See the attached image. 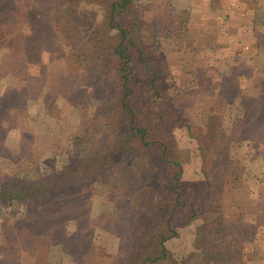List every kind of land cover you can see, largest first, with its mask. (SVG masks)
I'll return each mask as SVG.
<instances>
[{
  "label": "rangeland",
  "instance_id": "obj_1",
  "mask_svg": "<svg viewBox=\"0 0 264 264\" xmlns=\"http://www.w3.org/2000/svg\"><path fill=\"white\" fill-rule=\"evenodd\" d=\"M72 1L79 8L96 10L97 20L105 12L87 4L94 0ZM206 1L212 3L135 0L145 12L143 42L151 46V54L156 53L157 62H162L157 88L163 92L172 85L174 96L167 110L173 116L164 117V127L174 135L176 148L165 159H158L156 171L147 176L151 182L157 178L159 196L169 201L163 206L167 213L163 223L172 213L176 196L169 192L174 181L168 161L180 164L187 198L207 195L209 190L198 185L211 178V194L217 201L212 218L223 215L230 231L243 242L236 250L235 264H264V104L252 92L241 94L243 73L250 69L233 70L230 76L237 80L233 84L223 76L228 72L223 59H210L227 51L222 46L230 40L224 38L226 33L242 37L233 26L236 17L244 16L237 13L229 21L224 17L218 21ZM33 2L27 0L21 8L25 11L24 5ZM213 6L220 9V1ZM38 12L31 21L16 16L0 24V188L27 175L35 179L58 172L69 161L87 155L85 131L112 134L114 130L113 120L100 113L95 86L84 77L77 54L60 43L55 27L44 25ZM91 12L87 22L83 20L87 33L97 26L92 21L97 12ZM254 13L264 35V9ZM261 52L256 84L264 90ZM235 85L239 88L233 94ZM245 94L251 97L249 101ZM244 119L249 123L243 125ZM203 123L208 126L207 134L201 129ZM209 128L227 137L228 152L223 158L215 160L211 154L217 148L211 146ZM93 181L96 185L91 192L64 202L52 198L25 206L0 199V264H122L133 236L130 204L126 197L119 199L111 192L118 180L110 173L100 171ZM58 193L61 200L63 192ZM179 207L173 223L177 236L165 242L168 257L161 264H200L196 243L203 220L189 218Z\"/></svg>",
  "mask_w": 264,
  "mask_h": 264
},
{
  "label": "trees",
  "instance_id": "obj_2",
  "mask_svg": "<svg viewBox=\"0 0 264 264\" xmlns=\"http://www.w3.org/2000/svg\"><path fill=\"white\" fill-rule=\"evenodd\" d=\"M26 1L0 0V24L4 20L16 19V16L31 21L38 9L40 21L48 27H55L54 32L60 43L71 47L77 54L84 77L95 86L100 113L113 120L114 130L112 134L85 131L83 141L87 155L80 156L75 162L69 161L58 172L35 179L27 175L13 180L0 188V199L22 202L25 206L36 201L45 203L52 198L59 202L69 201V197L91 192L96 185L94 176L106 171L118 180L111 192L116 198H127L134 219L130 230L133 236L129 255L122 264H161L167 259L165 242L177 236L173 223L179 206L183 207L182 212L189 218L203 220L200 240L196 243L201 251L196 257L199 263L235 264L236 250L243 242L230 231L223 215L212 218L217 201L211 194V178L197 184L201 188L206 187L210 193L187 198L182 190L180 164L168 161L171 166L169 174L174 181L169 192L176 196L173 198L172 213L163 223L167 215L163 213V206L169 201L159 196L157 178L154 177V182H151L147 174L152 175L155 162L160 158L165 159L166 154L176 148L174 135L164 127V117L173 116L167 110L174 96L171 94L172 85L163 92L157 88L161 81L159 71L162 62H157L156 53L151 54L153 49L143 42V31L147 28L143 9L135 0H94L87 4L99 6L101 12L103 9L105 11L97 20L96 10L85 6L79 8L76 1L36 0L29 3V7L24 5V11L21 6ZM91 11L97 12L92 20L97 26L87 33L83 20L87 22V15ZM229 77L233 84L237 83L235 77ZM238 88L235 85L233 94ZM250 99L245 94V101ZM205 126L208 128L203 123L201 129L207 134ZM211 131L209 128L211 146L217 148L211 154L215 160L223 158L228 152L227 137L221 132ZM76 145L74 148L79 147ZM226 162L228 164L229 160ZM224 165L222 161L219 168L222 169ZM60 191L65 197L61 196V200L57 199ZM241 218L249 219L242 215ZM252 220L258 223V218L253 217Z\"/></svg>",
  "mask_w": 264,
  "mask_h": 264
},
{
  "label": "crops",
  "instance_id": "obj_3",
  "mask_svg": "<svg viewBox=\"0 0 264 264\" xmlns=\"http://www.w3.org/2000/svg\"><path fill=\"white\" fill-rule=\"evenodd\" d=\"M214 1L217 0H212V3L209 2V4L206 1V8L211 9L209 10L213 12V15L215 14V18H218V21L222 20L223 17L226 21H229L230 19L234 18L235 14L237 13H239L241 16H244V18L236 17L234 22L237 21V23H234L233 26L234 32L236 34L240 33L242 37L230 36L229 33H226L224 38L230 40L225 41V44L222 46L225 47L227 51L220 57L213 56L210 59L213 60L214 57H217V59H223V62L226 64L228 69V72L223 73L224 77H229L233 73V70L237 68L241 69L240 66L242 68L246 67L250 69L248 72L244 71L243 73L245 78V86H242L243 88L241 87V89L246 93L252 92L253 96L257 98L258 103L260 105L264 104V90L262 89V86L259 85V83L256 84V77L258 76V70L256 68L260 66V63L256 62L258 61L259 54H262L261 51L264 52V35L259 28V18H257L254 13L255 11L258 12L260 9H264V4H262L264 0H219L221 7H219L220 9L216 8L217 10L213 6ZM192 10L193 8L190 11ZM205 13L209 17L213 18L209 12L206 11ZM261 21L264 22V18ZM242 31H247L248 37L243 34ZM246 43H248V45L244 46ZM238 45L241 47L239 51L236 50ZM242 70L243 69H241V71ZM196 75L199 76V74ZM242 105L244 107L243 114H246L247 107L245 104ZM242 123L245 125V123H249V120H245ZM245 128H247V126Z\"/></svg>",
  "mask_w": 264,
  "mask_h": 264
}]
</instances>
